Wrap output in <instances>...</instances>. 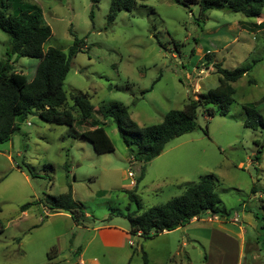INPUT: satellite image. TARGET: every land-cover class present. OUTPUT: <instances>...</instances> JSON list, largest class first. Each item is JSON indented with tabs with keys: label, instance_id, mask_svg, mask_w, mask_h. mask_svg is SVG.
I'll return each mask as SVG.
<instances>
[{
	"label": "rangeland",
	"instance_id": "374dc122",
	"mask_svg": "<svg viewBox=\"0 0 264 264\" xmlns=\"http://www.w3.org/2000/svg\"><path fill=\"white\" fill-rule=\"evenodd\" d=\"M110 1L22 0L40 8L51 30L44 50L66 54L74 38L83 41L64 79V106L72 105L71 94L81 93L93 112L71 126L29 116L9 142L0 144V264H264V148L254 158V142L261 143L264 132L243 126L244 105L255 106L264 118V28L255 26L264 21V7L258 18L218 10L199 17L198 3L135 0L129 12L108 23ZM7 45L0 30V60ZM11 62L27 79L38 64L21 57ZM216 63L228 70L249 67L231 84L227 113L210 105L214 115L208 116L199 108L194 130L169 141L132 186L142 164L130 162L116 123L103 116L106 108L124 106L138 127L159 124L167 112L218 85ZM95 125L108 136L110 153L96 154L80 136ZM207 177L228 213L222 218H236L244 232L241 256L237 236L209 240V212L147 239L129 234L127 212L163 204ZM68 187L84 212L80 224L39 204L21 212L20 206L64 194ZM52 248L55 253L48 257ZM252 253L258 256L254 262Z\"/></svg>",
	"mask_w": 264,
	"mask_h": 264
},
{
	"label": "trees",
	"instance_id": "16d2710c",
	"mask_svg": "<svg viewBox=\"0 0 264 264\" xmlns=\"http://www.w3.org/2000/svg\"><path fill=\"white\" fill-rule=\"evenodd\" d=\"M9 1V2H8ZM93 3L96 0H91ZM177 4L198 3L199 17L209 10L240 13L245 18H258L264 7V0H174ZM11 4V11L8 7ZM135 5V0H111L107 22L112 23L117 14L129 12ZM259 30L264 28V21L255 25ZM0 30L8 36L5 50L6 58L0 60V144L8 142L19 131V124L29 116H38L42 121L55 125L71 126L90 119L93 106L86 95L71 94L72 105L65 108L66 94L63 89L64 79L69 71L71 58L80 49L82 40L74 38L67 53L55 49H43L51 36L49 26L44 22L41 10L34 4L23 3L22 0H0ZM30 58L38 61L32 79L18 72L11 58ZM218 74V85L187 99L182 109L167 112L159 124L138 127L130 120L126 108L120 104H111L104 111V118L110 117L116 123L120 138L128 151L130 162L141 163L139 183L144 165L160 155L166 144L184 134L190 133L196 127V115L199 108H204L208 116L214 115V110L208 108L216 105L219 112L225 115L228 106L233 102L234 89L231 84L248 74L249 67L224 69L215 64ZM253 83L252 79L248 80ZM245 120L243 126L252 131L264 132V118L253 105H244ZM72 112L77 116L74 118ZM80 136L89 142L96 154H106L113 146L104 129L95 126L91 130L81 132ZM258 146L255 161L264 148V137ZM135 147V148H132ZM255 193V190L253 191ZM131 201H136L133 192H127ZM40 204L49 211H64L78 224L85 218L82 208L73 200L71 189L66 193L52 197L45 195L42 199L20 206L21 212L30 206ZM227 217V211L221 206L214 184L210 178H202L194 186L188 187L183 194L169 201L154 206L143 212H127L125 218L129 224V234L147 239L163 232H171L184 227L192 218L203 213ZM264 240V223L260 226ZM264 243V241H263ZM55 253L52 248L48 253Z\"/></svg>",
	"mask_w": 264,
	"mask_h": 264
},
{
	"label": "crops",
	"instance_id": "0c3cea01",
	"mask_svg": "<svg viewBox=\"0 0 264 264\" xmlns=\"http://www.w3.org/2000/svg\"><path fill=\"white\" fill-rule=\"evenodd\" d=\"M196 88L199 89V86L196 85ZM95 126H93L91 129H93ZM91 129H89V130H91ZM10 140H11V138H10ZM164 152L165 151L163 150L162 153L160 155H158L157 157H155V158H159L160 156H162V154H164ZM132 186H134V185H132ZM42 209H45V208L42 207ZM192 221H194V220L192 219L190 222H192ZM211 223H212V226L209 229H207V231L209 233V236H210L209 240H211L213 238H218V237H220L221 239H224V238L232 237V236L235 235V236H237L238 239H240L239 240V245H240V248H241V253L239 255L241 256L243 254L242 247L244 246V240H243L244 232H241V229L239 227H236L235 224L230 223V222H216L215 221V222H211ZM164 233H167V232H163L161 234H164ZM257 257L258 256H255L254 253H252V261L251 262H254L255 260H257L258 259Z\"/></svg>",
	"mask_w": 264,
	"mask_h": 264
},
{
	"label": "built area",
	"instance_id": "2783aa9c",
	"mask_svg": "<svg viewBox=\"0 0 264 264\" xmlns=\"http://www.w3.org/2000/svg\"><path fill=\"white\" fill-rule=\"evenodd\" d=\"M129 177H132V173H129L128 174ZM194 221H199L200 218L199 217H194L192 218ZM209 222H227V219L226 218H222L218 215H213L212 218H209L208 219ZM230 223H233V224H236L238 222V220L236 218L232 219V220H229Z\"/></svg>",
	"mask_w": 264,
	"mask_h": 264
}]
</instances>
